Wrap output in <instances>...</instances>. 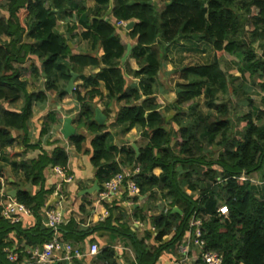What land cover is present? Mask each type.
I'll return each mask as SVG.
<instances>
[{"label": "trees", "instance_id": "16d2710c", "mask_svg": "<svg viewBox=\"0 0 264 264\" xmlns=\"http://www.w3.org/2000/svg\"><path fill=\"white\" fill-rule=\"evenodd\" d=\"M71 1L0 0V11L5 12L0 17V150L13 145L22 134L26 146L42 151L38 158H23L15 165L24 173L29 188H40L33 193L18 182L12 183L18 189L15 199L30 209L37 223L25 228L0 214V264L26 263V247L43 245L53 237V231L40 219L53 190L45 187L46 169H67L69 164L65 148L57 147L49 154L40 144H30L34 105L45 103L47 92L54 91L60 98L68 96L66 85L72 72L82 76L87 67L101 64L105 66L85 77L73 92L80 104L74 123L78 131L86 128L93 135L91 161L96 178L102 185L124 167L138 168L132 179L141 194L148 196L135 208L134 218L148 216L157 192L168 210L151 217L154 230L142 239L126 226V212L117 203L107 204L110 215L100 225L130 236L138 251V264H156L165 248L181 242L195 215L203 222L206 248L221 252L223 264H264V189L242 178L259 170L264 159V108H257L249 95L257 87L264 105V0H159L161 8L156 0H115L113 19L102 20L99 14L89 20L90 28L82 33L84 38L93 37L94 50L99 48L101 54H74L69 40L56 32V13ZM94 1L102 5L110 2ZM133 20L136 23L128 36L137 42L130 57L139 69L130 60L123 61L127 44L122 43L116 25ZM24 35L33 42L24 41ZM183 38L209 43L215 59L176 71L182 82L176 84L171 109L175 114L170 118L156 101L159 73L169 60L171 45ZM64 57H70L71 63H60ZM225 59L240 74L238 83L230 80L222 67ZM28 76L35 82L45 79L46 89L30 92ZM130 77L138 83L129 84ZM101 80L109 90L107 97L119 104L110 126L95 119L97 103L105 97ZM228 91L233 96L220 97ZM239 93L249 95L245 99L250 107L247 111L236 101ZM201 96L207 113L197 101ZM55 120V114L50 113L45 130ZM112 126L119 127L122 134L138 127L146 142L138 146L139 152L130 144L120 148L109 130ZM78 131L69 141L80 151L87 137ZM156 168L161 169L159 174ZM2 188L0 180V192ZM224 205L229 209L228 217L219 214ZM175 207L181 212H173ZM1 208L2 202L0 212ZM113 222L117 226H111ZM76 227L75 220L61 226L63 238L81 240L83 233ZM12 233L19 242L25 240V246L15 251L17 261H11L5 250L14 249ZM151 239L156 244L150 247L146 240ZM98 254L104 264H118L113 247ZM73 262L79 264L77 259Z\"/></svg>", "mask_w": 264, "mask_h": 264}, {"label": "crops", "instance_id": "0c3cea01", "mask_svg": "<svg viewBox=\"0 0 264 264\" xmlns=\"http://www.w3.org/2000/svg\"><path fill=\"white\" fill-rule=\"evenodd\" d=\"M114 3L115 0H110L109 4L106 5H102L101 3L95 2L94 0H73L68 2L65 10L57 11L56 13V32L69 40V44L74 54H85L91 52H100L99 54H101L102 50L99 48L94 50L93 37L84 38L82 33L90 28L89 20H92L99 14H101L100 17L102 18L108 14L111 8V13L107 15V18L113 19L112 15L115 5ZM1 16L3 15L0 14V17ZM133 21L136 23L135 20ZM129 23L130 21L124 22L122 24L117 22L116 25L122 43L127 44V47L128 44H131L133 48L137 40L131 39L128 36L130 29H127V25ZM25 40L33 42L32 39L24 35V41ZM187 40H189V38H183L179 42L171 45L168 52L169 60L167 64H165L166 67H164L167 74L166 76H176V68L182 69L187 65H205L214 61L215 54L213 48L210 46L199 47L197 43L194 44L193 42H189ZM187 52L193 55L197 53L204 55L205 52H208V54L210 53V59L203 63L186 64V59H184V56L187 55ZM126 60H130L133 67L135 69H139L136 61L131 58L130 55ZM201 60H203V57ZM71 61L72 59L70 57L60 58V63L63 64H69ZM221 65L223 68L225 65L227 66V68L224 69L229 74L230 80L237 81L236 79L240 74L234 69L233 65L227 59L222 60ZM104 66V64H101L100 67L96 68L87 67L85 73L82 76L78 75L75 85H81L85 77L93 72L99 71L100 68ZM160 76L161 71L159 73V77ZM28 80V90L30 92L34 90L46 89L45 79L40 78L37 82H35L31 76H28ZM128 82L129 84L138 83V79L130 77ZM178 82H182V80H175L174 85ZM158 88L159 95L157 96L156 101L162 106V111L165 105L169 106V109H167L166 112L163 111V113L171 118L175 114L174 110L171 111V109L174 107L176 89L174 91L170 90L169 92H165L162 90V87L158 86ZM101 89L105 97L97 103V109H100L107 117L104 124L110 126L115 120L114 118L119 108V104L107 97L109 90L106 86L105 80H101ZM73 92L71 94L68 93L69 95L63 98H60L54 91L47 92V101L42 104L34 105L33 117L29 123V139L31 145L40 144V146L47 150L49 154H52L55 148L63 147L69 154V164L67 169H64V175L57 172V167H48L46 169L45 187L46 189L52 188L53 190L52 193L48 194L47 196L45 207L40 213V219L43 225H45L47 219V209L49 207L58 205L61 200L60 205L64 212L65 218L68 221L75 220L77 223L76 231L83 233V238L81 240L77 241L74 238H71L70 240L66 241H69L75 246L79 247L83 253V256L80 258H74L72 260H63L61 259V256H59L54 263L59 264L60 261H67L69 264H75L73 261L77 259L79 264H104L101 254L92 255L89 252L90 246L96 243L99 245L101 250L105 247H113L116 252V260L118 264H138V251L130 236L124 235L123 232L117 230V228L111 229L109 226L100 225V223L105 221V219L110 215L107 204L113 205L114 203H117V205H120L121 210L126 212L125 217L128 220L126 226L129 227L132 234L136 235L138 239L145 237L147 231L151 230L148 229V221L151 219V217L159 215L162 211H165L168 206L164 202L161 192H157L156 197L151 201V205L154 207L151 213L152 215H149V217H143L140 215V219L137 220L133 215L135 213V208L143 204L144 200L148 196L147 194H141L140 191L139 195L133 196L131 198L128 194V191L124 187L108 201H104L100 198V194L104 191V187L103 184L101 185L97 180L96 169L91 161L93 151L91 140L93 135L90 134L86 128H81L78 131V127L74 123V118L80 111V104L74 97ZM252 92H255L256 95H260V90H258L257 87H254L251 90V93ZM222 95L223 96L221 98L233 96L231 91L222 93ZM249 95H242V93L238 94V97H240L239 102H241L242 106L246 104L249 107L247 102H245V99H247V96ZM251 98L255 105H257L253 95H251ZM197 101L201 105V110H203L204 113H207L209 109L205 104L206 100L204 96L199 97ZM21 102L22 101H18V104H21ZM203 106L206 108V110ZM260 108H264L263 103ZM50 113L55 114L56 120L54 122L52 121L50 127L45 130V121ZM67 118L72 119V124L76 128V131L85 134L87 137L80 151H78L76 147L70 143L69 139L65 138L62 132L65 119ZM109 130L113 131V134L115 135V144L120 148L128 144L133 145L135 148V146L138 147L139 145L146 142V140L142 137L141 129L138 127L133 128L126 134L120 133L119 127L117 126H112ZM19 136L20 137L16 138V141L13 145L4 146L0 150V171L3 173V176L0 177L3 186L2 191L0 192V202L3 199L2 194L10 195L11 190H18L12 185V183L18 182L22 187L29 188L24 173L15 166L16 163H18L23 158L36 159L42 153L40 148L26 146L24 144L22 134ZM138 171V168L133 169L131 167H124L121 173L127 174L128 177L132 179L133 176L138 173ZM160 172V168L155 169L156 174H159ZM68 177H72V180L67 181ZM246 177L247 180H250L259 189H264V159L262 161L261 168ZM96 185H98V187ZM93 187L94 190L90 191V189ZM29 189H31L33 193H36L40 188L39 186H36L30 187ZM130 201L133 202V205H131L133 206L132 211L129 209ZM156 206H161V209L158 210ZM115 213L118 215L120 212L116 209ZM21 223L25 228H29L37 223V218L31 212V214L24 217V220ZM110 225L117 226V223L113 222ZM151 226L154 230L153 224ZM141 227H143V229H141ZM61 237L63 238V232H61ZM170 238L171 236L168 237V239ZM12 239H15L13 251L25 246V240L19 242L15 233H12ZM146 243L150 247L156 244V242L152 239L146 240ZM178 244L165 248L160 254L156 264H173L178 258ZM30 247L32 246L26 247V251H29Z\"/></svg>", "mask_w": 264, "mask_h": 264}, {"label": "built area", "instance_id": "2783aa9c", "mask_svg": "<svg viewBox=\"0 0 264 264\" xmlns=\"http://www.w3.org/2000/svg\"><path fill=\"white\" fill-rule=\"evenodd\" d=\"M118 23L122 24L124 22ZM56 170L64 175L63 168L57 167ZM242 178L246 179L247 177L243 176ZM71 180L72 177L67 178V181ZM103 187L104 191L100 194V198L104 201H108L124 187L131 198L139 195L141 191L137 183L124 173H118L112 179L104 182ZM2 198L0 214L10 223H21L26 215L31 214L30 209L25 204L17 201L11 195L2 194ZM60 203L56 206L49 207L46 211L47 219L45 226L53 231V237L43 245L30 247L29 251H26L29 258L24 264L54 263L59 256H61V259L63 260H72L83 256L79 247L61 237L60 228L65 225L68 220L65 218ZM132 204L133 202L130 201V205ZM219 214L228 217V207L226 205L221 206ZM203 235V222L200 218L194 215L190 219L189 230L177 246L178 258L173 264H200V262L203 264H223V254L218 251L207 249V243L203 238ZM5 250L8 251V258L11 261L18 260V253L9 249ZM100 251L101 249L98 244L94 243L90 246V254L97 255Z\"/></svg>", "mask_w": 264, "mask_h": 264}, {"label": "rangeland", "instance_id": "374dc122", "mask_svg": "<svg viewBox=\"0 0 264 264\" xmlns=\"http://www.w3.org/2000/svg\"><path fill=\"white\" fill-rule=\"evenodd\" d=\"M157 2H156V4H157V6H160V8L162 7V4H161V2H159V0H156ZM0 14L1 15H5V12H1L0 11ZM187 41H189V42H193L194 44H196L197 43V45L199 46V47H204V46H210L211 48H212V46L209 44V43H207V42H197V41H195L194 39H190L189 38V40H187ZM187 55H185L184 56V59H186V64H197V63H203V62H207L209 59H210V53L208 54V52L206 53H204V55L203 54H195V55H193V54H190V53H186ZM202 57H203V60H201L202 59ZM168 62V61H167ZM167 62H166V64H167ZM164 67H166V66H164ZM163 67V69L161 70V76L159 77V81H158V86L159 87H162V90L163 91H165V92H169L170 90L171 91H174L175 90V86H176V84L174 85V83H175V80L177 81L178 79L180 80L181 78H180V74H179V72H175V74H176V76H174V77H169V76H166L167 74H166V71H165V68ZM186 67V66H185ZM184 68V67H183ZM224 68H227V66L225 65V67ZM177 69V71H178V68H176ZM236 83H238L237 81H236ZM254 87V86H253ZM159 89V88H158ZM253 89V88H252ZM222 93L223 92H221L220 93V97H222L223 95H222ZM158 95H159V90H158ZM157 95V96H158ZM168 95V94H167ZM251 95H253L254 96V100H255V102H256V106H257V108H260V106H262V102H261V95H256L255 94V92H252V93H250V96ZM160 96H161V94H160ZM203 101V100H202ZM237 102L239 101V100H236ZM245 102H246V100H245ZM165 105V104H164ZM204 105V104H203ZM204 107V106H203ZM167 108H169V106H167V105H165L164 106V108H163V111L164 112H166V110H167ZM205 108V107H204ZM241 108H242V110H245V111H247L248 109H249V107L245 104V105H243V106H241ZM205 110H206V108H205ZM203 111V110H202ZM170 115H171V113H170ZM5 181H6V179H5ZM126 198V197H125ZM139 203H141V202H139ZM133 205V204H132ZM162 206V205H161ZM161 206L160 207H157L158 208V210H160L161 209ZM130 208V211H132V208H133V206H129ZM153 206H152V209L150 210V212L148 213V216L147 217H149V215H152L151 213H152V211H153ZM168 210V207H167V209L164 211V212H166ZM135 221V220H134ZM152 218L148 221V229H151L152 230ZM141 229H143V227H141Z\"/></svg>", "mask_w": 264, "mask_h": 264}, {"label": "water", "instance_id": "95a60500", "mask_svg": "<svg viewBox=\"0 0 264 264\" xmlns=\"http://www.w3.org/2000/svg\"><path fill=\"white\" fill-rule=\"evenodd\" d=\"M111 10H112V8H111ZM111 10L108 12V14L111 13ZM107 15L103 16L100 19L105 20L107 18ZM134 24H135L134 21H130V23L127 25V29H130L131 30L133 28ZM131 50H132V45L131 44H128L127 51H126L124 57L122 58L123 60H126L127 59V57L130 55ZM183 69H185V67L182 68V70ZM77 78H78V74L75 73V72H72V77H71V79L68 82V85L66 87V91L69 94H71L75 90V88H76L75 82H76ZM95 119L100 124H104L105 121H106V119H107V117H106V115L100 109H96ZM62 132H63L65 138H67V139H69L70 137H72L73 135L76 134L77 131H76V128L72 124V119L71 118L65 119L64 128H63V131ZM135 149L137 150V152H139L138 147L135 146ZM96 186L98 187V185H96ZM93 190H94V187L90 189V191H93ZM10 195L12 197L16 198V196H17V190L16 189L11 190L10 191ZM173 212H179L180 213L181 210L178 207H175L173 209ZM44 264H56V263H44Z\"/></svg>", "mask_w": 264, "mask_h": 264}]
</instances>
